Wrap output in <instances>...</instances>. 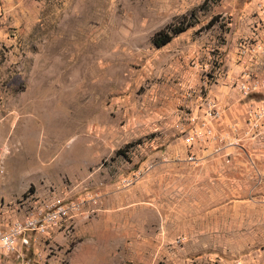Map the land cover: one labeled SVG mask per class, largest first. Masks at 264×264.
Returning a JSON list of instances; mask_svg holds the SVG:
<instances>
[{"label": "rangeland", "instance_id": "obj_1", "mask_svg": "<svg viewBox=\"0 0 264 264\" xmlns=\"http://www.w3.org/2000/svg\"><path fill=\"white\" fill-rule=\"evenodd\" d=\"M263 103L264 0H0V223L83 199L28 264H264Z\"/></svg>", "mask_w": 264, "mask_h": 264}, {"label": "built area", "instance_id": "obj_2", "mask_svg": "<svg viewBox=\"0 0 264 264\" xmlns=\"http://www.w3.org/2000/svg\"><path fill=\"white\" fill-rule=\"evenodd\" d=\"M248 117L253 123L263 119L264 103L248 111ZM83 203V199L72 200L69 197L53 201L25 199L17 202V207H23L21 215L8 223H0V255L12 256L17 264H28V253L37 236L49 234L52 237L55 232L68 235L77 219L88 217Z\"/></svg>", "mask_w": 264, "mask_h": 264}, {"label": "crops", "instance_id": "obj_3", "mask_svg": "<svg viewBox=\"0 0 264 264\" xmlns=\"http://www.w3.org/2000/svg\"><path fill=\"white\" fill-rule=\"evenodd\" d=\"M255 102V101H254ZM229 109H228V115L229 117H235L233 119H241V115L240 114H237L239 113L240 111H243L247 106L246 104H244V106L242 105L241 107L239 105H236V103L234 102V99H231L229 100ZM250 103V102H249ZM247 102V104H249ZM253 103V102H252ZM258 103V102H256ZM240 108V109H239ZM237 117V118H236ZM242 120V119H241ZM213 148H207L205 151H207V154L206 155H210L211 157H214L213 154ZM247 150V147L245 146H231V147H225L224 150H223V153H226V154H229V161H228V164H222V162L218 161V160H215V162L213 163V167H214V172L216 173H219V174H216L218 179L220 181H229V180H233V177L236 176L238 173H235L234 171H232V169H237V172L239 171H247V165L244 163V160H243V157L245 158L246 157V154H245V151ZM242 152L240 155L238 153ZM247 158H249L247 156ZM202 165V163L200 164ZM225 167V169H224ZM225 171H224V170ZM250 169H253L252 167H249L248 168V171ZM245 174V172H244ZM239 175V174H238ZM239 176H242L239 175ZM137 199L135 196L133 197H130L129 200H127L125 202V204H133L134 202H136ZM76 225V224H75ZM74 225V226H75Z\"/></svg>", "mask_w": 264, "mask_h": 264}, {"label": "trees", "instance_id": "obj_4", "mask_svg": "<svg viewBox=\"0 0 264 264\" xmlns=\"http://www.w3.org/2000/svg\"><path fill=\"white\" fill-rule=\"evenodd\" d=\"M208 23H210V21ZM189 24L167 25L154 34L152 42L156 46L163 45L168 42L173 35L184 31Z\"/></svg>", "mask_w": 264, "mask_h": 264}, {"label": "bare ground", "instance_id": "obj_5", "mask_svg": "<svg viewBox=\"0 0 264 264\" xmlns=\"http://www.w3.org/2000/svg\"><path fill=\"white\" fill-rule=\"evenodd\" d=\"M25 149V148H24Z\"/></svg>", "mask_w": 264, "mask_h": 264}]
</instances>
